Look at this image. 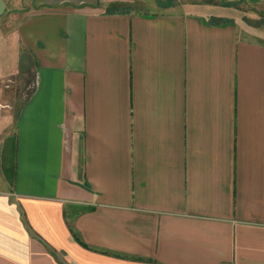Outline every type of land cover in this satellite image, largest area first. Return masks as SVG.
<instances>
[{"label":"crops","instance_id":"0c3cea01","mask_svg":"<svg viewBox=\"0 0 264 264\" xmlns=\"http://www.w3.org/2000/svg\"><path fill=\"white\" fill-rule=\"evenodd\" d=\"M39 1L12 10L0 264H264V24Z\"/></svg>","mask_w":264,"mask_h":264},{"label":"rangeland","instance_id":"374dc122","mask_svg":"<svg viewBox=\"0 0 264 264\" xmlns=\"http://www.w3.org/2000/svg\"><path fill=\"white\" fill-rule=\"evenodd\" d=\"M63 0H44L45 4L52 5V7H56V4ZM75 0H71L70 2H74ZM87 3H91V7L95 6L98 8L97 4H102L100 8H103L105 2L108 0H83ZM128 1V8H144L143 10L147 12H164L167 8L171 10H175L178 8L189 9L192 12H204L205 7L199 6L201 4H210L209 9L217 12L220 17L219 19H236L239 21H246L255 27H260L264 24V0H125ZM6 4V12L0 16V61L6 66L10 75L7 77V80L4 81L5 84H2L0 87V99L2 102H13L15 104V108H17L26 93L29 91L26 90V87H23V77L21 71L25 69V66L20 65L17 60V55L20 49H18V39L19 37L14 34V28L18 22V20H14V16L12 13L15 9H21L24 5H28L32 3L34 7L36 4H39V0H4ZM95 3V4H93ZM157 4V5H156ZM195 6H189V5ZM109 3H107L106 8ZM188 5V6H187ZM211 7V8H210ZM168 9V10H169ZM13 10V11H12ZM22 10V9H21ZM188 11V12H189ZM212 11V12H213ZM16 17L19 18L18 15ZM255 23V24H254ZM241 26V25H240ZM12 42V44H11ZM14 48V49H13ZM19 66V68H17ZM19 72L18 75L15 76V73ZM12 87H7V86ZM18 86V87H17ZM7 88H16L17 93L15 100L12 99V89ZM10 92V94L8 93ZM3 95V96H2ZM18 96V97H17ZM7 105V103H5ZM0 122L4 121L5 129L9 127V130L13 129V117L12 114L6 111L5 115L2 117V112L5 109L0 107ZM7 125V126H6ZM2 126V128H4Z\"/></svg>","mask_w":264,"mask_h":264},{"label":"water","instance_id":"95a60500","mask_svg":"<svg viewBox=\"0 0 264 264\" xmlns=\"http://www.w3.org/2000/svg\"><path fill=\"white\" fill-rule=\"evenodd\" d=\"M6 12V4L4 0H0V16Z\"/></svg>","mask_w":264,"mask_h":264},{"label":"trees","instance_id":"16d2710c","mask_svg":"<svg viewBox=\"0 0 264 264\" xmlns=\"http://www.w3.org/2000/svg\"><path fill=\"white\" fill-rule=\"evenodd\" d=\"M75 237L77 238V236L75 235Z\"/></svg>","mask_w":264,"mask_h":264}]
</instances>
